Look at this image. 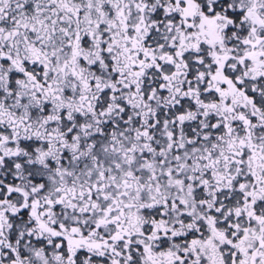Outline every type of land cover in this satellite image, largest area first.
<instances>
[{"label": "snow or ice", "instance_id": "6c2138e0", "mask_svg": "<svg viewBox=\"0 0 264 264\" xmlns=\"http://www.w3.org/2000/svg\"><path fill=\"white\" fill-rule=\"evenodd\" d=\"M0 264H264V0H0Z\"/></svg>", "mask_w": 264, "mask_h": 264}]
</instances>
